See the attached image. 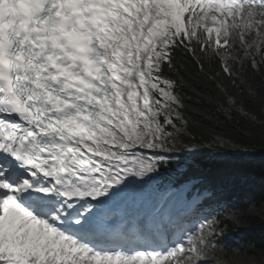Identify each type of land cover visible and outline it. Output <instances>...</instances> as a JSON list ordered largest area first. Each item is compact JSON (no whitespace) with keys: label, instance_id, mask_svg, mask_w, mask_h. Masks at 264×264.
Returning a JSON list of instances; mask_svg holds the SVG:
<instances>
[{"label":"snow or ice","instance_id":"obj_1","mask_svg":"<svg viewBox=\"0 0 264 264\" xmlns=\"http://www.w3.org/2000/svg\"><path fill=\"white\" fill-rule=\"evenodd\" d=\"M177 49L218 58L239 102L264 107L245 74L264 56V0H0V264L238 252L219 217L128 211L176 147L181 103L164 72Z\"/></svg>","mask_w":264,"mask_h":264},{"label":"trees","instance_id":"obj_2","mask_svg":"<svg viewBox=\"0 0 264 264\" xmlns=\"http://www.w3.org/2000/svg\"><path fill=\"white\" fill-rule=\"evenodd\" d=\"M257 60L258 68H252L249 62L245 74L259 86L264 85V56ZM164 76L175 83L174 94L180 99V113L187 129L183 140L205 143L219 136L240 147L264 151L263 107L239 102L244 91L221 72L218 58L198 61L177 49L174 67L165 68ZM232 99L237 100L236 105L231 104ZM193 179L199 180L194 187L201 193L200 201L225 227L219 239L233 244L243 242L257 249L264 245V223L248 215L252 208L264 205V159L242 154L220 160L208 152L198 153L185 171L177 173L178 182ZM231 217L254 229L235 233ZM234 250L223 249L224 253Z\"/></svg>","mask_w":264,"mask_h":264},{"label":"rangeland","instance_id":"obj_3","mask_svg":"<svg viewBox=\"0 0 264 264\" xmlns=\"http://www.w3.org/2000/svg\"><path fill=\"white\" fill-rule=\"evenodd\" d=\"M261 57L262 55L257 54L256 59L257 58L260 59ZM178 111L180 112V108L178 109ZM261 112L264 115V107L261 109ZM177 128H178V132L176 133V147L165 158V160L167 161L175 160L176 159L175 156L177 153L181 152V148L184 146H187L183 144L181 146H178L180 148L177 149V143L180 142L178 140H181L180 138L187 135V129H186L185 122L177 121ZM185 143L188 144L187 142ZM214 143H216V145L220 146L223 149V150L216 149L215 152H213V154L219 157L220 159L228 158V153H226L225 151L226 149H228L231 146H232L231 148L238 147V145H236L233 142L228 141L227 139H219L217 141H214ZM191 144L192 143L189 142L188 145H191ZM216 148H219V147H216ZM251 152L252 153H249L247 157L257 158L258 156L262 157L264 154V152H260L259 154H256V153L254 154L253 153L255 152L254 149H252ZM163 163H164L163 165L167 167L165 165V162ZM173 166L174 168L180 169V167H178L177 165H173ZM159 167L160 166L158 165V171L156 173H152V174H149V176H146L144 178V182L141 185H139V187L142 188L143 192L145 193V196L151 197L152 199L157 201L160 198L164 199L165 197L171 194L173 195L175 193L174 200L169 202V204L173 202L174 203L176 202L179 205L189 204L191 199L193 198L191 199L188 198L185 200V196L187 192L186 187H183L176 191H173L172 189H170V185L168 183H164V180L162 179L163 178L162 175H164V173H166L167 171L162 173L161 171H159L160 170ZM144 200H147V199H144ZM172 205L173 204H171L170 206ZM248 215H250L257 222L262 221L264 223V205L258 208H252L249 211ZM230 223L234 226V231L237 234L254 229L253 226H249L247 224L237 222L236 220H234L233 217H231ZM220 228L222 230V233H224L225 232L224 225L220 226ZM219 235L220 234L218 233L217 238L219 237ZM239 245H240V250L238 252L234 250L232 252L224 253L223 249L221 248L209 249L207 255L202 258L201 264H264V245L260 246L258 249L251 247L249 245L246 246L243 242H239Z\"/></svg>","mask_w":264,"mask_h":264},{"label":"bare ground","instance_id":"obj_4","mask_svg":"<svg viewBox=\"0 0 264 264\" xmlns=\"http://www.w3.org/2000/svg\"><path fill=\"white\" fill-rule=\"evenodd\" d=\"M213 145H215L214 143H213ZM232 147V146H231ZM170 197H174V195H169V196H167L166 197V199H164L162 202H161V204H160V206H158V208L157 209H155L154 211H157V210H160L161 208L164 210V204L169 200V199H171ZM148 203H149V200H142V201H140V202H138L135 206H133V207H130L129 209H128V211H130V212H135L137 209H139V210H141V211H146V209H147V207H148ZM174 208H176V205H172V206H169L168 207V209H167V212L166 213H170V212H172L173 210H174ZM176 210V209H175ZM174 210V211H175ZM165 211V210H164Z\"/></svg>","mask_w":264,"mask_h":264}]
</instances>
